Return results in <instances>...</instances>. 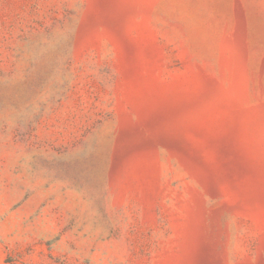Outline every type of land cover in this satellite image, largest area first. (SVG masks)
<instances>
[{
    "label": "rangeland",
    "instance_id": "rangeland-1",
    "mask_svg": "<svg viewBox=\"0 0 264 264\" xmlns=\"http://www.w3.org/2000/svg\"><path fill=\"white\" fill-rule=\"evenodd\" d=\"M0 264H264V0H0Z\"/></svg>",
    "mask_w": 264,
    "mask_h": 264
}]
</instances>
